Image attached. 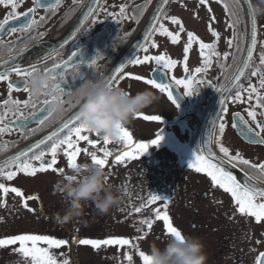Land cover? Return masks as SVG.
Listing matches in <instances>:
<instances>
[{
	"label": "flooded vegetation",
	"instance_id": "flooded-vegetation-1",
	"mask_svg": "<svg viewBox=\"0 0 264 264\" xmlns=\"http://www.w3.org/2000/svg\"><path fill=\"white\" fill-rule=\"evenodd\" d=\"M157 1L98 0L96 4L93 0H61L57 8L49 11L37 7L36 0H22L16 9L17 12L24 13L30 8H35L34 18L37 21L40 17L45 19L30 31L16 33L5 31L0 35V41L3 42L0 45V71L12 64L28 68L32 63H36L37 67L44 71L45 68L66 60L79 45L88 61L97 58L98 52L101 58H97V64L91 71L81 67L80 72L86 76L85 79L73 80L70 67L66 73L67 90L74 93L85 80H96L101 77L112 79L115 69L124 64V75L120 76L113 85L123 87L133 94L148 88L160 97L152 107L142 111L139 117L136 116L127 129L133 134V140L137 143L150 144L151 139H155L158 133L164 139L159 146L150 145L148 152L136 159H128L117 164L109 158L110 164L105 170L109 175V182L120 190L122 199L119 205L107 214L101 215L92 209L89 228H87L90 230L88 239L115 236L129 238L134 242L137 229L142 228L143 232L140 235L143 237L141 239L143 242L139 245L137 254L139 251L145 253L152 242L163 246L171 236L162 231V222L154 223L153 229L149 232L147 226L141 225L140 221L154 220L155 208H163V203H167L174 226L178 227L183 235L197 237L205 245L207 264H255L259 253L264 252V222L257 223L254 218L240 214L230 194L214 187L205 173H198L189 167L195 152L203 147H212L213 151L222 156L218 145L206 143L212 130V122L217 115L226 125L224 134L220 136L218 131L220 121L217 120V137L224 146L233 154L239 152L252 163H264V145L250 143L232 127L236 113L251 122V117L247 115V111L250 110L248 94L242 93L243 102L235 101L237 89L232 87V78L246 59L244 56L251 41L252 12H248L243 0H239V7L236 6L235 0H207L204 4H201L200 0H170L159 23L173 34L179 33V43L174 44L170 37L159 31H153L147 41V53L141 48L138 52H134L135 54L128 55V49ZM45 2L55 3V0H45ZM251 3L254 5L256 0H251ZM225 4L228 8H225ZM121 7L125 8L123 17L119 15ZM89 8H93L95 12L85 20ZM209 8L211 11L208 10ZM11 11L10 6L0 5V23ZM172 16L182 21L183 32H180L179 25L172 23L170 19ZM212 17L215 19L213 20ZM255 19L257 47L249 68L245 69V76H242L238 82L244 88L249 84L259 88V76H251L250 73L260 66V53L264 51V16L256 15ZM25 22L27 18L21 15L19 21H10L6 28L11 26L19 28ZM229 24H234V27H228ZM189 31L205 42L216 44V51L220 53L219 57H213L211 67L203 74L195 73V68L202 66L203 63L202 57L199 56L198 43H195L188 53V72L184 70L183 48L186 46ZM212 31L219 32L218 40L212 35ZM41 33L43 35H40ZM234 35L235 39H233ZM115 36L117 39L113 40ZM229 40L233 41L231 46L228 44ZM153 43L155 46H152ZM22 48L24 51L21 52ZM225 53H228L226 60L223 58ZM145 54L167 55L178 61L177 66L168 72L165 82H169L172 76L184 79L188 75H196L198 81H209L210 84H196L191 96H185L186 90L173 84L176 104L179 105L177 107L168 99L166 93L147 85L143 80L132 78L137 75L145 79L151 78L156 70L157 66L154 62L143 65L129 63L137 56L143 58ZM45 56L47 59L42 58ZM163 73L164 70H159L161 76ZM10 79L19 81L20 77L12 73ZM7 84L8 81H0V111H3L4 100L9 99ZM229 88L231 91L228 92ZM260 92L264 95V89H260ZM11 98L23 102L28 99V94L22 89L14 90ZM63 98L66 101L71 99L68 95ZM43 99V96L39 99L34 98L37 106L35 111L43 107ZM221 100L225 101L223 105L220 103ZM251 104L255 105V94ZM65 108L66 111L62 115L53 114L44 125H39L29 118L25 121L27 129H21L17 124L18 112L16 115L8 113L6 123L11 122L9 125L11 130L0 134V165L43 139L53 130L60 128L79 111L69 103L65 104ZM222 108L227 109V112H223ZM20 110L26 116L34 111L30 106L25 108L22 104ZM256 111L257 119L264 122V115H260L264 112V108L257 107ZM143 115H157L161 119L147 121L142 118ZM251 123L255 127V122ZM34 129L36 131L33 132ZM85 134L90 135L94 140L98 139V146L89 148V151H95L100 158H104L102 148H107L114 155L122 153L126 148L122 141L119 144L104 145L103 138H97L94 133ZM84 147L89 146L81 142V148ZM43 150L47 151L48 145L43 146ZM46 158L50 159V156ZM86 160H91V157L82 152L77 162ZM34 163L37 166L39 164V162ZM58 164L64 171L69 168L63 150L58 153ZM5 170L14 171L15 168L9 165ZM230 170L243 179V171L240 167ZM244 171L254 178L253 183L264 187V177H261L258 169L246 166ZM59 178L60 174L51 170L37 173L35 176L18 173L12 181L0 177V182L5 183L9 188L17 187L26 195L39 197L28 201V207L34 209L29 211L24 207L23 197H17L11 192L5 195L0 190V238L15 234H31L33 228H38L41 234L52 235L49 232L56 222L52 223L49 217H53V213L56 212L62 213L64 207L60 195L54 194V186ZM151 195H160L168 199L163 203L157 201L155 204H150L140 213L135 212L134 207L139 206L142 201H147ZM36 224L39 226L34 227ZM15 227L24 229L17 232L14 230ZM45 228L48 229L43 231ZM114 246L119 251L128 250V246ZM6 247L8 246L0 247V251Z\"/></svg>",
	"mask_w": 264,
	"mask_h": 264
},
{
	"label": "snow or ice",
	"instance_id": "snow-or-ice-1",
	"mask_svg": "<svg viewBox=\"0 0 264 264\" xmlns=\"http://www.w3.org/2000/svg\"><path fill=\"white\" fill-rule=\"evenodd\" d=\"M21 2L22 0H0V5H4L6 7L10 6L12 9V11L8 13L7 17L3 19V22L0 23V35H2L5 31H8L9 33H16L17 31H30L33 27L38 26L40 22L44 21L45 17H40L39 21L34 18V13L36 11L35 8H30L24 13L17 12L16 9L19 7ZM60 2L61 0H55V3L45 2V0H36L37 7H43L49 11L57 8ZM93 2H96V0H93ZM167 2L168 0H161V8L158 9V11L162 12L163 5L167 4ZM200 2L201 4H204L207 3V0H200ZM235 4L239 7V0H235ZM248 7L253 16L250 47L247 51L246 59L243 61L242 65L238 67L236 74L232 78V87L237 89L234 97L235 101L243 102L244 96L242 93L246 92L248 94L247 100L249 101L250 110L247 111V115L251 117V122H255V127H253L252 123L239 113L235 114V123L232 124V127L236 128L250 143L264 145V122L257 119L258 113L256 111L257 107L264 108V95H261L260 92V89H264V51L260 53V66L257 67L255 71L250 73L251 76H259V88L252 84H249L247 88H244L242 84L238 83L241 77L245 76V69L249 68L250 63L253 60L254 50L257 47L256 11L254 5L251 3V0H249ZM225 8H228L227 4H225ZM208 10L211 11L210 8ZM94 12L95 10L93 8H89L84 19L87 20L89 16L94 14ZM21 15L27 18V22L22 23L19 28L15 26L6 28V26H9L10 21H19ZM119 15L121 17L125 16L124 7H121ZM160 18V16L153 17V20L156 22L150 25V30L145 38V44L139 45L145 53L148 52L147 41L151 38L153 31H159L161 34L170 37L172 43L174 44L179 43V33L173 34L170 32L162 23H159ZM165 18L168 19V17ZM170 19L173 24L180 26V32L184 31V25L180 19L175 16L170 17ZM212 19L214 20L215 17H212ZM157 25L159 26L157 27ZM227 26L232 28L234 27V24H229ZM77 31H79V29ZM40 35H43V33ZM212 35L216 37L217 40L220 37L219 32L216 31H212ZM233 39H235V35ZM195 43L199 44V56L202 57L203 61L202 66L195 68V73L203 74L211 67L213 57H219L220 53L216 51V44L205 42L191 31L187 32V43L183 48L185 72H188V53L193 48ZM232 43V40L228 41L230 46ZM2 44L3 42L0 41V45ZM4 46L6 47V45ZM152 46H155V44L153 43ZM61 47H63V44H61ZM22 51H24L23 48L21 49V52ZM49 55H51V52ZM42 58L47 59V56ZM97 58H101L99 57V52L97 53ZM97 58H92L91 61H88L78 45L77 50L72 51L66 60H63L60 63H55L50 68H45V72L54 73L53 79L58 80V82L51 86L50 92L43 94V107H41L39 111H35L37 106L34 101L33 89L29 84L30 78L36 72L40 71L37 64L32 63L28 68H22L18 64H12L4 67V70L0 71V81H8L7 88L9 99L4 100L3 111H0V134L7 133L11 130L9 126L11 122L6 123L8 113L16 115L18 112L17 124L21 129H27L25 121L29 120V118L39 125H44L45 121L54 114L53 102L58 97L68 95L72 98L73 96V92L65 88V85L68 84V80L66 78L68 69L70 67L72 69L73 80L85 79L86 76L81 75V67L90 71L93 70L97 64ZM223 58L226 60L228 58V53H225ZM151 62H154L157 66L151 78L145 79L139 75L133 76L132 78L138 81L143 80L147 85L155 87L162 93H166L168 99L171 100L173 104H176L173 84L186 90L185 96L193 95L196 89V84H210L209 81H198L196 75H188L184 79H178L175 76H172L169 82H165V77L168 76V72L174 69L178 63L176 59L170 58L167 55L145 54L143 58L137 56L135 59L129 61V63L136 65H143ZM124 69V64H121L115 69L112 74V84H114L120 76L124 75ZM159 70H164L163 76L159 74ZM12 73H15L17 77H20V80H11L10 77ZM129 76H131V74H129ZM21 89L28 94V99L23 102L12 99V92L14 90L19 91ZM253 94H255L254 106L251 104ZM224 102V100H221V105H223ZM68 103L71 104V99ZM21 104L25 108L30 106L34 109V111L30 112L29 115L26 116L24 112L20 110ZM176 106L179 107L178 104H176ZM222 111L227 112V109L222 108ZM140 115L141 114L139 113L137 116L139 117ZM260 115H264V112L260 113ZM142 118L147 121H160L161 119L157 115H143ZM217 120L220 121L218 125L219 135L222 136L225 132L226 125L223 119L217 115L216 119L212 122V130L209 133L206 143L208 145H218L219 153H221L222 156L213 151L212 147H203L195 152L190 161L189 167L195 169L198 173H205L207 177L210 178L214 187H218L225 193L230 194L236 205L237 211L240 214L254 218L257 223L264 222V187L253 183L252 181L254 178L249 176L247 171H244L246 166L258 169L261 177H264V163H252L250 160L245 159L239 152H235L234 154L231 153L229 148L224 146L221 140L217 137ZM34 131L36 130L34 129L33 132ZM85 133L91 132L81 123L78 111L72 118L65 121L60 128L53 131L50 135L4 161L3 164L0 165V177L6 181H12L18 173L35 176L37 173H46L51 170L52 172L61 174L64 171V169L58 164V153L61 150H63V155L66 157L68 167H75L78 157L83 152L91 157L93 163L99 164L101 167L105 168L110 164L109 158L116 161L117 164L128 159H136L138 156L148 152L150 145L159 146L161 141L164 139V137L158 133L155 139H151L150 144L137 143L133 140V134L127 128H124L122 129L121 141L126 145L125 150L122 153L114 155L107 148H102L101 150L104 158H100L95 151H89V148H96L98 146V139L94 140L90 137V135ZM95 135L97 138L100 137L99 133H96ZM81 142H85L89 147L81 148ZM111 143V140L103 138L104 145ZM45 145H48L47 151L43 150V146ZM49 156L50 159L46 158ZM34 162H39L38 166ZM9 165L14 166L15 170L6 171L5 169ZM237 167H240L241 171H243V179L239 178L232 170H230ZM0 190H2L5 195L11 192L17 197H23L25 201L24 207L28 208L29 211H34V209L28 207V201L39 199V197L26 195L17 187L9 188L2 182H0ZM167 199V197H162L160 195H151L147 201H142L139 206H135L134 211L140 213L142 209L146 208L148 205L155 204L157 201H161L163 203V201ZM168 209L169 205L167 203H163V208H155L154 220L142 219L140 224L146 225L148 231L150 232L153 229L154 223L162 222L163 232H166L171 237L175 236L177 238H182V231L178 229V227L174 226V220L170 216ZM142 232V228L137 229L136 241L143 238L140 235ZM75 244L92 246L98 250L102 246L114 245L122 247L129 246L133 249H138L139 247L138 243L133 242L129 238L109 236L108 238L85 239L75 236L72 233H69L67 238H56L51 234H15L7 238H0V247L18 245L14 251L20 255L24 264H71L65 253L61 252V256H64V258L60 259L56 255V250H60L64 246H74ZM138 255L142 259L143 264H150V258L143 251H139ZM126 259L131 262L133 257L132 255H127ZM16 264H21V261L18 260ZM255 264H264V252L259 253Z\"/></svg>",
	"mask_w": 264,
	"mask_h": 264
},
{
	"label": "clouds",
	"instance_id": "clouds-1",
	"mask_svg": "<svg viewBox=\"0 0 264 264\" xmlns=\"http://www.w3.org/2000/svg\"><path fill=\"white\" fill-rule=\"evenodd\" d=\"M254 8L258 17L264 16V0H256ZM53 76L52 72L40 70L30 78L34 98L39 99L51 91V86L58 82ZM159 99L151 89L145 88L133 94L113 85L110 77H101L85 80L73 93L71 105L79 109L81 123L91 133H99L101 138L119 144L122 129L128 128L139 113L152 107ZM66 103L68 101L63 97H58L53 102L54 114L62 115L66 111ZM54 187V194L60 195L64 205L62 213L54 214L55 222L61 227L83 217L89 204L104 215L118 206L122 199L120 190L109 182L105 168L92 160L69 167L60 174ZM145 254L150 258V264H207L208 260L202 241L183 234L182 238L170 237L163 246L152 242Z\"/></svg>",
	"mask_w": 264,
	"mask_h": 264
},
{
	"label": "rangeland",
	"instance_id": "rangeland-1",
	"mask_svg": "<svg viewBox=\"0 0 264 264\" xmlns=\"http://www.w3.org/2000/svg\"><path fill=\"white\" fill-rule=\"evenodd\" d=\"M92 209H95L94 205L89 204L85 208L83 217H81L79 220H76L70 224H66L63 227L56 223L51 229L52 232L50 231L49 233H52V235H54L56 238H67L69 233H72L75 236H79L80 238L88 239L90 230H87V228H89L88 226L91 220ZM54 214L55 213H53V217H49V220H52V223L55 222ZM38 226L39 225L36 224L34 227ZM20 229L18 227L14 228V230L17 232L23 231L24 228L20 227ZM46 229L48 228L43 229V231ZM31 232V234H41V231L38 228H33ZM137 242L138 245H140L143 241L139 240ZM17 247L18 245L8 246L4 250H1L0 264H16L18 260L21 261V264H24V261L21 260L20 255L14 251V249ZM136 251H138V249H133L129 246L128 250L124 252V249L119 251L116 246H103L98 250L92 246L75 244L74 246H64L62 249L56 250V255L60 259H63L64 256H61V252L65 253L71 264H143L142 259L139 257ZM127 255H132L133 260L131 262L127 261Z\"/></svg>",
	"mask_w": 264,
	"mask_h": 264
},
{
	"label": "water",
	"instance_id": "water-1",
	"mask_svg": "<svg viewBox=\"0 0 264 264\" xmlns=\"http://www.w3.org/2000/svg\"><path fill=\"white\" fill-rule=\"evenodd\" d=\"M97 1H98V0H97ZM97 1L95 2L96 4H97ZM169 2H170V0H168L167 4H164V5H163V11H162V12L158 11V9L161 8V0H158V1L156 2V4L153 6L151 12L149 13L148 18L146 19L144 25L142 26L141 30H140L139 33L136 35L134 42L132 43V45H131L130 48L128 49V55H131V54L134 53V52H135V53L138 52V51L141 49V47H139V45H144V44H145V38H146V36H147V34H148L149 30H150V25H151L152 23H155V22H156V21L153 20V17H154V16H160V17H161L162 14L164 13L165 9L167 8ZM243 3H244V5H245V7L247 8L248 12H250V9H249V7H248V3H249V2L246 1V0H243ZM152 33H153V32H152ZM249 47H250V45L248 44V47H247V50H246V54H245V56H244V59L247 57V51H248ZM135 53H134V54H135ZM243 61H244V60H243ZM229 91H231L230 88L228 89V92H229ZM55 130H57V129H55ZM55 130H53V131H55ZM53 131H52V132H53ZM52 132H50L48 135H50ZM48 135H47V136H48ZM45 137H46V136H45ZM45 137H44V138H45Z\"/></svg>",
	"mask_w": 264,
	"mask_h": 264
}]
</instances>
